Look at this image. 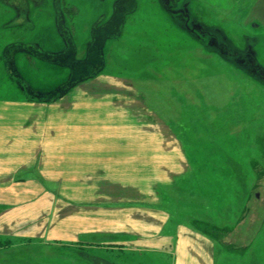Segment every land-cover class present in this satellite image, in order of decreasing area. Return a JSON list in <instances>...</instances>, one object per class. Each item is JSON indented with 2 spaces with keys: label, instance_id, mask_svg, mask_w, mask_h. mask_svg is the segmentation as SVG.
<instances>
[{
  "label": "rangeland",
  "instance_id": "374dc122",
  "mask_svg": "<svg viewBox=\"0 0 264 264\" xmlns=\"http://www.w3.org/2000/svg\"><path fill=\"white\" fill-rule=\"evenodd\" d=\"M263 9V0H0V110L35 101L24 110L45 116L49 102L89 84L138 99L145 131L174 133L190 165L165 197L175 218L216 242L214 264H264ZM81 245L57 248L99 258ZM75 259L0 236V264H83Z\"/></svg>",
  "mask_w": 264,
  "mask_h": 264
},
{
  "label": "crops",
  "instance_id": "0c3cea01",
  "mask_svg": "<svg viewBox=\"0 0 264 264\" xmlns=\"http://www.w3.org/2000/svg\"><path fill=\"white\" fill-rule=\"evenodd\" d=\"M78 91L49 102L45 116L24 110L35 101L0 110V236L55 246L83 264H142L130 259L141 251L214 264L216 242L175 218L165 199L190 167L174 133L145 131L138 99ZM81 244L100 259L57 248Z\"/></svg>",
  "mask_w": 264,
  "mask_h": 264
},
{
  "label": "flooded vegetation",
  "instance_id": "af4514ba",
  "mask_svg": "<svg viewBox=\"0 0 264 264\" xmlns=\"http://www.w3.org/2000/svg\"><path fill=\"white\" fill-rule=\"evenodd\" d=\"M163 6H165L167 9H169L168 3L164 2ZM187 25V24H186ZM190 31V30H189ZM222 52V51H221ZM223 53V52H222Z\"/></svg>",
  "mask_w": 264,
  "mask_h": 264
}]
</instances>
